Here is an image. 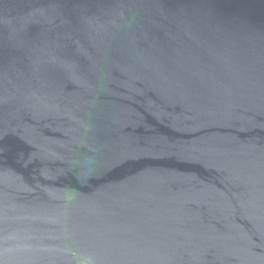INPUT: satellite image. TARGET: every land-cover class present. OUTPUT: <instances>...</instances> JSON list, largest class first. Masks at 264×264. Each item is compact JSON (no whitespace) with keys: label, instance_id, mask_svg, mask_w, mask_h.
<instances>
[{"label":"water","instance_id":"water-1","mask_svg":"<svg viewBox=\"0 0 264 264\" xmlns=\"http://www.w3.org/2000/svg\"><path fill=\"white\" fill-rule=\"evenodd\" d=\"M0 264H264V0H0Z\"/></svg>","mask_w":264,"mask_h":264}]
</instances>
